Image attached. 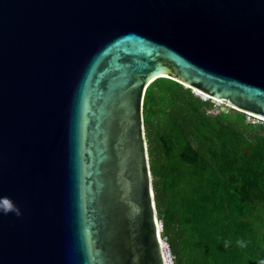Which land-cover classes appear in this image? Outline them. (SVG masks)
I'll list each match as a JSON object with an SVG mask.
<instances>
[{
	"label": "water",
	"instance_id": "water-1",
	"mask_svg": "<svg viewBox=\"0 0 264 264\" xmlns=\"http://www.w3.org/2000/svg\"><path fill=\"white\" fill-rule=\"evenodd\" d=\"M159 78L264 122V0H0V264H165Z\"/></svg>",
	"mask_w": 264,
	"mask_h": 264
},
{
	"label": "trees",
	"instance_id": "trees-1",
	"mask_svg": "<svg viewBox=\"0 0 264 264\" xmlns=\"http://www.w3.org/2000/svg\"><path fill=\"white\" fill-rule=\"evenodd\" d=\"M213 104L165 78L144 93L161 237L172 264H259L264 260V123L249 122L230 108L215 111ZM238 240L247 246L239 247Z\"/></svg>",
	"mask_w": 264,
	"mask_h": 264
},
{
	"label": "clouds",
	"instance_id": "clouds-1",
	"mask_svg": "<svg viewBox=\"0 0 264 264\" xmlns=\"http://www.w3.org/2000/svg\"><path fill=\"white\" fill-rule=\"evenodd\" d=\"M191 92L198 96L201 100L205 101V100H211L209 99L208 97H205L204 98L202 97V95L200 93H197L193 90H191ZM212 102H215L213 100H211ZM255 120L261 122V123H264L263 121H260L256 118H254ZM8 214H13L15 215L17 218H19L22 213H21V210L15 205V203L8 197H5V196H0V216H3V215H8ZM163 240V239H162ZM228 243L229 242H225V247L228 246ZM237 244L239 247L243 248V247H246V242L243 241V240H238L237 241ZM166 264H168V262L166 261ZM259 264H264V260H260L259 261Z\"/></svg>",
	"mask_w": 264,
	"mask_h": 264
},
{
	"label": "built area",
	"instance_id": "built-area-1",
	"mask_svg": "<svg viewBox=\"0 0 264 264\" xmlns=\"http://www.w3.org/2000/svg\"><path fill=\"white\" fill-rule=\"evenodd\" d=\"M245 116H246V120L247 119H251V121H249V122H252L253 123V120H255L253 117H251L249 115H245ZM162 246H163V253H164V260H165V262L167 261L168 264H172V256L170 254L168 244L166 243L165 240H162Z\"/></svg>",
	"mask_w": 264,
	"mask_h": 264
},
{
	"label": "rangeland",
	"instance_id": "rangeland-1",
	"mask_svg": "<svg viewBox=\"0 0 264 264\" xmlns=\"http://www.w3.org/2000/svg\"><path fill=\"white\" fill-rule=\"evenodd\" d=\"M204 98V96H202ZM213 106L215 111H226L228 107L224 106L222 103H219L217 101L213 102ZM248 121H251V119H247ZM253 123H259L257 120H253Z\"/></svg>",
	"mask_w": 264,
	"mask_h": 264
},
{
	"label": "bare ground",
	"instance_id": "bare-ground-1",
	"mask_svg": "<svg viewBox=\"0 0 264 264\" xmlns=\"http://www.w3.org/2000/svg\"><path fill=\"white\" fill-rule=\"evenodd\" d=\"M165 264H166V262H165Z\"/></svg>",
	"mask_w": 264,
	"mask_h": 264
}]
</instances>
